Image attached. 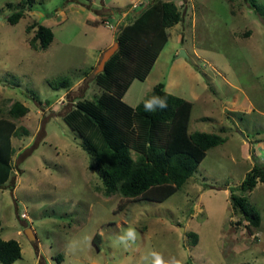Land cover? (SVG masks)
Returning <instances> with one entry per match:
<instances>
[{
	"label": "rangeland",
	"instance_id": "rangeland-1",
	"mask_svg": "<svg viewBox=\"0 0 264 264\" xmlns=\"http://www.w3.org/2000/svg\"><path fill=\"white\" fill-rule=\"evenodd\" d=\"M20 1L0 0V136L6 121L13 125L10 171L0 186V238L20 247L12 264H55L63 255L118 264L114 259L123 253L129 264H152V253L181 264H264V184L256 179L250 191L236 190L254 165L264 167V14L250 7L264 0H172L181 21L166 31L157 54L139 59L142 80L132 81L121 98L125 104L134 107L161 83L163 92L191 99L187 134L225 138L176 193L158 202L104 196L92 156L61 120L78 101L116 92L115 77L110 91L96 79L102 71L94 73L105 47L94 51L115 42L148 0ZM20 8L22 17L9 25L5 18ZM37 23L53 34L44 51L30 46ZM60 77L68 85L52 90L47 82ZM14 102L26 107L23 116L9 115ZM174 114L177 128L181 112ZM127 126L122 140L137 147L143 134ZM164 127L155 133L159 145L169 140L172 123ZM230 194L257 211V228L232 211ZM129 228L135 239L122 242ZM189 232L197 235L195 246Z\"/></svg>",
	"mask_w": 264,
	"mask_h": 264
},
{
	"label": "trees",
	"instance_id": "trees-1",
	"mask_svg": "<svg viewBox=\"0 0 264 264\" xmlns=\"http://www.w3.org/2000/svg\"><path fill=\"white\" fill-rule=\"evenodd\" d=\"M24 2L25 0H21L19 4L23 5ZM143 4L146 5L141 7L136 16H131L129 25L123 27L116 35L118 50L104 64L102 72L96 77L98 82L110 87V91H112V83L116 82L115 77L116 92L96 101H78L74 109L61 116V120L70 131L77 132L82 149L92 156L94 165L91 169L99 176L104 196L117 194L135 201L150 199L158 202V200L165 201L176 193L192 176L204 159L205 153L223 144L225 138L196 131L187 134L186 124L189 120L191 104L163 92L160 83L155 84L150 94L134 107L122 101L121 98L132 80L134 78L142 80L141 75L136 73L143 58L154 51L157 54L168 40L166 31L181 21V12L172 0H148ZM250 7L255 13L264 14V6L252 1ZM22 14V9H17L9 14L5 21L9 25H15ZM127 20H130L129 17ZM34 27L30 46L35 51H44L51 43L53 34L49 28L38 23ZM130 47L132 49L129 50ZM122 48L129 52L124 55L120 52ZM47 84L52 90H58L65 88L68 81L60 77L48 81ZM153 97L165 99L167 107L146 111L145 104ZM175 110L180 111L182 117L179 118L177 128L174 122ZM26 112V108L18 102L12 103L8 109L9 115L17 117L23 116ZM6 122L3 124L5 134L0 136V186L5 183L10 171L9 137L13 125ZM168 123H172L169 140L165 145H159L155 141V133L161 129L164 131V124ZM126 124L133 125L138 133L143 134V141L138 145L139 147L128 145L122 140L121 130ZM131 151L134 154H131ZM256 179L264 184V167L260 165L252 167L236 190L240 193L250 191ZM230 192L233 190L230 189ZM145 196H149L147 197L149 199ZM228 201L232 211L239 214L248 226L252 228L259 226L260 217L245 198L230 194ZM187 236L192 238L190 245L195 246L197 235L189 232ZM92 242L96 247L97 244ZM34 250L37 254L36 246ZM19 257L20 248L15 241L0 239V264H12ZM54 260L58 263L60 257L55 256Z\"/></svg>",
	"mask_w": 264,
	"mask_h": 264
},
{
	"label": "clouds",
	"instance_id": "clouds-1",
	"mask_svg": "<svg viewBox=\"0 0 264 264\" xmlns=\"http://www.w3.org/2000/svg\"><path fill=\"white\" fill-rule=\"evenodd\" d=\"M187 102H189V101H187ZM189 103L191 104V102H189ZM157 107L160 108V109L166 108L167 107V101L165 99L160 98V97H153L149 102H147L145 104V110L146 111H155ZM24 108H26V107L24 106ZM5 184H6V182L3 185H5ZM25 219H26L25 215L22 214L21 215V220L24 221ZM27 229H29V228H27ZM29 230H30V232H31V234H32V236L34 238L33 240H29L30 242H32V241L35 240V235H34V233H33V231L31 229H29ZM135 236H136L135 231L133 229L129 228L126 231L125 235L120 237V240L122 242L125 241L126 239H133L134 240L135 239ZM3 241H8V240H3ZM36 249H37V247H36ZM152 256H153V262H152V264H181V261L178 260V259H176L175 257L171 258L169 261H164L162 259V257L158 253H152Z\"/></svg>",
	"mask_w": 264,
	"mask_h": 264
},
{
	"label": "crops",
	"instance_id": "crops-1",
	"mask_svg": "<svg viewBox=\"0 0 264 264\" xmlns=\"http://www.w3.org/2000/svg\"><path fill=\"white\" fill-rule=\"evenodd\" d=\"M87 16H89V20H87V21H89V25H94L95 24V22H97L96 21V19L94 18V16L93 15H91V14H87ZM113 40H112V38L110 39V41L106 44V45H104V46H100V47H98L94 52H96V54L98 53V51L99 50H101V49H103L104 47V49H107L108 47H110L113 43H115V42H112ZM111 44V45H110ZM89 62V61H88ZM133 80H137V81H140L141 82V80H138V79H136V78H134ZM132 80V81H133ZM132 83V82H131ZM130 86V85H129ZM129 86H128V88H129ZM127 88V89H128ZM126 89V90H127ZM126 92V91H125ZM165 92H166V90H165ZM125 94V93H124ZM124 96V95H123ZM123 96H122V99H123ZM191 99H189V101H190ZM123 101V100H122ZM192 104V103H191ZM2 186H4V185H2ZM0 230H1V228H0ZM3 240V239H2ZM18 244V243H17ZM19 246V245H18ZM119 247H121V246H119ZM20 248V247H19ZM127 253H123V255L121 256V259H119V260H115L114 259V261L115 262H117L118 264H129V263H126V261H124L126 258H128V254L126 255ZM37 255H38V257H40V254H39V251H38V247H37ZM41 258V257H40ZM82 262V263H81ZM43 264H45V263H43ZM55 264H106L105 262H100V263H97L96 261H94V260H91V261H88V260H84V259H82V260H80L78 257H73V258H70L68 255H66V256H62L61 258H60V261L58 262V263H55ZM112 264H114V263H112ZM134 264H140V263H134Z\"/></svg>",
	"mask_w": 264,
	"mask_h": 264
},
{
	"label": "water",
	"instance_id": "water-1",
	"mask_svg": "<svg viewBox=\"0 0 264 264\" xmlns=\"http://www.w3.org/2000/svg\"><path fill=\"white\" fill-rule=\"evenodd\" d=\"M116 49H117V43H113L110 47H108L102 52L100 61L98 62L94 73H98L103 70L104 64L109 60V58L113 55ZM178 57H185V54L182 51H179ZM24 234L28 240L34 239L29 229H25Z\"/></svg>",
	"mask_w": 264,
	"mask_h": 264
}]
</instances>
